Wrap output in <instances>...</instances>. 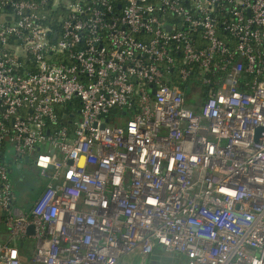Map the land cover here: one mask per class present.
<instances>
[{"label": "built area", "instance_id": "obj_1", "mask_svg": "<svg viewBox=\"0 0 264 264\" xmlns=\"http://www.w3.org/2000/svg\"><path fill=\"white\" fill-rule=\"evenodd\" d=\"M0 213V264H264V0H0Z\"/></svg>", "mask_w": 264, "mask_h": 264}, {"label": "rangeland", "instance_id": "obj_2", "mask_svg": "<svg viewBox=\"0 0 264 264\" xmlns=\"http://www.w3.org/2000/svg\"><path fill=\"white\" fill-rule=\"evenodd\" d=\"M8 167L10 169L9 177L17 197L14 206L25 210L31 206L32 201L40 194L39 191L43 188L46 180L39 175L38 170L31 162L22 163L21 167L9 162ZM174 257L171 253H162L157 259V264H180L182 262L180 258ZM120 261L122 264H140L141 262L137 253L125 255Z\"/></svg>", "mask_w": 264, "mask_h": 264}, {"label": "crops", "instance_id": "obj_3", "mask_svg": "<svg viewBox=\"0 0 264 264\" xmlns=\"http://www.w3.org/2000/svg\"><path fill=\"white\" fill-rule=\"evenodd\" d=\"M40 192L41 191H39V193ZM16 199H17V197H16ZM16 199H15V202H16ZM27 209H25V211ZM8 238H9L8 229L3 223L0 226V241H7ZM15 244H16V246H18L19 254H20V258H21L22 262L25 263V264H29L30 263V258H31V255H32L33 249H34V241H33V239H31V238L21 239V240L16 241ZM162 253H168V252H166L160 245H156L154 247V249H153V252L148 256V258L146 260V264L147 263H149V264H157L158 263L157 259ZM174 256L178 257L176 254H173V257ZM176 257H174V258H176ZM118 262H117L118 264H122L121 261H118ZM183 262L181 264H183ZM166 264H168V263H166Z\"/></svg>", "mask_w": 264, "mask_h": 264}, {"label": "trees", "instance_id": "obj_4", "mask_svg": "<svg viewBox=\"0 0 264 264\" xmlns=\"http://www.w3.org/2000/svg\"><path fill=\"white\" fill-rule=\"evenodd\" d=\"M54 27H56V25H53ZM221 35L226 39L227 35L225 33H221ZM181 87L184 89L185 85H181ZM200 96V95H199ZM202 99H205L207 97V95H205V93H203V95L200 96ZM62 112L64 113L63 115H61L59 113L58 117V123L59 124H70L71 121L73 122V120H75L77 118L78 115V110L80 108V103L77 99H74L73 101H71V103H66L65 105H63L62 107ZM196 111V110H195ZM118 111L117 110H112L111 115H115L117 114ZM126 113V111H125ZM131 114L130 111H127L126 113V117H128ZM23 163H28L24 161L23 159ZM43 189V188H42ZM41 190V189H40ZM3 224V219H2V214L0 213V226Z\"/></svg>", "mask_w": 264, "mask_h": 264}, {"label": "water", "instance_id": "obj_5", "mask_svg": "<svg viewBox=\"0 0 264 264\" xmlns=\"http://www.w3.org/2000/svg\"><path fill=\"white\" fill-rule=\"evenodd\" d=\"M167 29H169V26L166 27ZM56 36V33H54V37ZM261 130V128H257V132H259ZM24 161L27 162L28 161V158L25 157L24 158ZM29 233H32V226L29 227Z\"/></svg>", "mask_w": 264, "mask_h": 264}, {"label": "clouds", "instance_id": "obj_6", "mask_svg": "<svg viewBox=\"0 0 264 264\" xmlns=\"http://www.w3.org/2000/svg\"><path fill=\"white\" fill-rule=\"evenodd\" d=\"M151 203H154V201H150Z\"/></svg>", "mask_w": 264, "mask_h": 264}, {"label": "flooded vegetation", "instance_id": "obj_7", "mask_svg": "<svg viewBox=\"0 0 264 264\" xmlns=\"http://www.w3.org/2000/svg\"><path fill=\"white\" fill-rule=\"evenodd\" d=\"M40 191H42V189Z\"/></svg>", "mask_w": 264, "mask_h": 264}]
</instances>
